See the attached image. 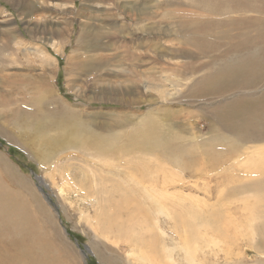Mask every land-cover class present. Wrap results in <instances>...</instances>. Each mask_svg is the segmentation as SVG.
<instances>
[{
	"label": "rangeland",
	"instance_id": "1",
	"mask_svg": "<svg viewBox=\"0 0 264 264\" xmlns=\"http://www.w3.org/2000/svg\"><path fill=\"white\" fill-rule=\"evenodd\" d=\"M245 2H248L249 8L254 7L253 9L263 11L264 15V0L254 1L253 5L258 3L254 6L247 0ZM240 4V8L246 7V3ZM194 8H196L195 13ZM192 12L195 17L200 16V19L207 17L197 7L178 5L175 0L164 2L163 0H0V178L2 177L1 180L10 185L13 182L20 183L32 197L34 205L42 210L47 218V222L43 223L48 224L47 227L52 228L53 231L51 241L54 252L57 257L64 255L63 264H104L99 253L112 256V259L117 260L113 262L117 264H139V262L135 263L134 256L126 254L129 253L132 244L130 242L133 240L131 232L128 235L130 242L118 243L114 242L112 236L105 238L95 232L92 223H95L98 213L103 215L107 213L105 206L109 195L97 191L91 180V171L87 176L90 169L81 159H70L65 152H74L79 157L83 153L69 149L57 156L53 154L49 157L53 165L46 172L32 154V144L35 143L24 146L26 141L29 142L27 134L32 132L26 134L23 131L24 133L19 134L18 122L21 121L25 129L26 125L32 122V115L25 114V122L21 117L13 119L11 116L18 111L19 115L24 111L32 112L37 104L36 99L39 97L41 102V92L46 88L48 91L54 89L59 99L69 104L70 110H76L75 113L80 121H72L69 124L81 122L84 125H82L84 133L89 132L91 135L97 133L99 143L112 142L117 149L133 150V153L119 158L124 161L104 165V169L108 172L110 171L107 168H112L109 174L114 179L105 183L108 188L114 183H119L123 189L130 190L127 179L116 175L117 170H125L126 159L138 164L151 162L152 165L153 157L141 153L139 150L141 147L137 145L140 143L151 145L167 143L166 146L170 148L168 151L174 149L177 154L182 155L177 158L181 160L180 166L184 167L190 166L191 163L186 164L185 160L191 153L213 151V154L222 155L234 147L240 152V156H243L242 153L249 156L260 150L259 146L264 147L263 142L252 141L251 137L244 133L241 135L239 129L237 131L227 127L230 124L228 118L221 117L216 121L209 115L199 117L198 114L204 113L202 107L207 103L223 100L228 102L234 92L226 94L227 100L224 99L225 97L223 99L194 97L185 87L176 90L173 99L168 101L160 100L157 91L143 85L152 81L155 83L163 81L161 67L167 65L155 62H160V57L171 51V48H163V45L173 47L177 40H181L177 37V30L185 31L184 26L194 20ZM238 13L233 15V21L239 17V20L243 18L244 13ZM244 20H247V17ZM152 42L162 46L152 52L148 47ZM206 46H199L195 42L180 45L176 43L175 48L178 52L176 51L175 55L178 57L172 58L171 62L186 60L192 64H208L214 59L218 61L223 48H218L220 51H212V47L209 49ZM200 50L202 52H199ZM182 73L183 71L177 72L178 75ZM168 83L164 82L166 85ZM254 91L255 94H261L264 91V82L249 95L251 96ZM41 103L39 105L44 111L54 112L53 110L56 109L55 102L49 103L47 100ZM147 112H149L146 115L148 118H143L142 113L145 116L144 113ZM203 134L211 136V139L219 145L210 146L202 141L195 144L194 137L200 135L204 137ZM119 141L121 144L118 143ZM186 143H190L191 148H188ZM95 156L97 157L93 158L96 160L101 157L96 153ZM232 165V161L221 162L217 165L219 169L216 167L215 172L212 171V177L207 178L208 181L210 180L208 183L184 171V187L172 190L198 199L201 204L199 203L197 209L190 207L191 213L196 210L206 216L211 211L217 214L221 223L223 219L228 221L225 217L230 214L229 217L231 219L234 217L233 221L238 223V230L241 233L244 234V231L251 229L257 240H255L257 245L253 242L255 247L249 241L250 238H242V240L233 238L229 244L219 239L215 242L216 246L211 243L207 246L204 244L199 253L204 252L206 257L201 264H264V245L259 243L261 233L256 229V215H252L254 211L242 208L243 200L247 199L249 194H236L232 190L233 187L231 192L229 191L231 186L239 183L236 179L241 174L239 166ZM65 174L73 178L70 183L64 182ZM224 175L230 176L228 181L223 180ZM236 175L237 177H234ZM39 178L43 180L42 185ZM37 185L42 187V193ZM60 186H63L62 191L59 190ZM195 187H198L197 192L194 191ZM44 192L50 201L45 198ZM219 192L222 194H218ZM235 194L239 199L236 196L231 197ZM132 196L139 199L136 194ZM256 196L258 195L254 197ZM247 200L252 201L251 198ZM186 203L192 202L186 201ZM141 205L143 206V200ZM250 205L252 206L253 203L247 204L246 207L249 208ZM134 206L137 204L132 201L128 208L132 216L137 219L139 209L138 206L135 208ZM123 211L122 213H129L127 210ZM250 217L253 221H250ZM122 218L124 219V216ZM155 218H158L157 223L164 233L162 234L157 226L153 227L152 223L156 221L152 218L147 221L150 222L149 228H154L152 234L161 244L174 247L175 236L171 237L170 229L172 223L160 213ZM198 218L199 216L197 221ZM161 223L165 226L160 225ZM39 225L40 230L47 233V227ZM241 226L245 227L241 228ZM203 236L206 239L202 238V240L208 241V236ZM174 252L173 255L176 257L178 252L176 250Z\"/></svg>",
	"mask_w": 264,
	"mask_h": 264
},
{
	"label": "bare ground",
	"instance_id": "2",
	"mask_svg": "<svg viewBox=\"0 0 264 264\" xmlns=\"http://www.w3.org/2000/svg\"><path fill=\"white\" fill-rule=\"evenodd\" d=\"M164 1L168 0H163V2ZM175 1L178 5L188 6L190 8L197 7L207 16L202 17L203 19H200V16L195 17L194 13L196 12V8H194V13L192 12L194 20L184 26L185 31L180 32L177 30V37L181 40H177L176 43L180 45L182 43L188 44L195 42L199 46L202 45V47L206 45L209 49L212 47V51H220L218 48L222 47L221 56L218 58V61L213 58L214 60L208 64H192L190 61L186 62V60H184L185 62L178 60L172 63L171 59H176L178 57L175 55L176 51L178 52L175 48L176 43L173 47L171 45H163V48H171V51L160 57V62H155L156 64L165 63V65H167V67H161V69H163L161 72L163 81L159 83L152 81V83H143V85L151 90L157 91L160 100L168 101L173 99L177 93L176 90L185 87L188 88V93L194 97H220L219 99H223L226 94L234 92L235 94L231 95L229 98L230 102H224L223 100L222 102L215 101L213 103L212 101L211 103H207L202 107L204 108V113L201 112L202 114H198L199 117L202 115H209L216 121H219L221 117H224V119L228 118L230 124L227 127L236 130L239 129L241 135L244 133L245 135H249L252 141H260L264 144V91L261 94H255V90L251 96L249 95L253 89H256L258 85L264 82L263 11L257 8L253 9L254 7H251L252 9L249 8L250 6H247L248 2H245V0H181L183 1L182 3L179 2L180 0ZM247 1H249L250 5H253L252 3L254 1L258 2L259 0ZM240 3H246V7L240 8ZM256 4L258 5V3ZM262 6L263 4L261 7ZM236 13H244L245 15L243 14L242 19L239 20L240 17H236L237 21H233V15H236ZM246 17L248 21L244 20ZM160 46L162 45L157 42L148 44L152 52L155 48L159 47L160 49ZM165 50L167 51V49ZM199 52H202V50ZM169 54H171V56L168 57L167 55ZM179 71H183V73L178 75L177 72L179 73ZM164 82H169L167 84L168 86L164 84ZM200 85L202 88H200ZM144 86H142V88ZM40 97L41 102L47 100L49 103L55 102L56 109L53 110L54 112L42 110V106L40 107L42 103L39 102L40 98L38 97L36 99V107L32 112L24 111L23 114L19 115L18 111L14 113L17 117L14 114L11 116L13 119L21 117L22 121L25 122V114L32 115L33 120L29 125H26L25 129V125L23 126L21 121L18 122L19 134L23 131H25V133L32 132L30 134L26 133L29 142L26 141V144L24 145L23 143V145L27 147L30 143H35V145L32 144V154L36 157L34 159L38 161L46 172H48L51 169V165H53L52 159L49 158L53 154L57 156L63 151L75 149L83 153V156L84 154L86 155L84 156L85 158H83L82 155L80 158L78 154H74V152H65L68 154H66V156L70 159H81L90 169L87 176L90 175L91 171V180L94 182L97 191L109 195V199L106 201L107 205L105 206L107 213L104 215L103 213H98L94 221L95 223H92L94 226H92L97 234L105 238H109V236L114 237L113 240L115 243L129 241L128 239L130 236L128 235H130L131 232L133 240L132 242L129 241L132 244L129 247V253L126 254L133 255L135 263L138 261L139 264H201L203 258L206 257V255L204 256V252L203 254L199 253L202 251L201 248L204 247V244L207 246L208 243L216 246L215 242L219 239L229 244L233 238H239L241 240L242 238H250L249 241L252 242V246L255 245H253V242L257 240L254 238L255 235H253L252 230H246L244 234L241 233L238 230V223L233 221L235 220L234 217L232 219L229 217L230 214L225 217L228 221L222 218L223 221L221 223V219H219L217 214L211 213V211L206 216L202 215L203 213L200 214L196 212V210L191 213L190 207H195L197 209V207L200 206L201 203L198 199H195L192 195L184 196V193L172 190L184 187V171L189 172L192 177L200 178L208 183L210 180L208 181L207 178L212 177V171L215 172V169H219L217 165H220L221 162L225 163L228 161H232L233 165L237 167L239 166L238 168L241 173L239 177H237V175L234 176L237 177L236 181L239 183L235 184V186H231L229 191L233 187L232 190L236 194H249L247 199L251 198L252 201L250 200L251 202H249L247 199L243 200L244 204L242 208L244 210L250 209L254 211L252 215H256L255 219L257 218L255 221L256 229L261 233L259 243L264 245L263 145L259 146L261 147L260 150L253 152L249 156L242 152L243 156H240V152L234 147H231L228 153L226 152L222 155L213 154V151L212 153L208 151L205 153H191L185 160L186 164H191L190 166L184 167L180 166L179 162L181 160L177 158L179 156L182 157V155L177 154L174 149H171L173 152L168 151L170 148L166 146L167 143L157 145L140 143L137 145L141 147L139 149L141 153L145 154L147 157H153L154 161L152 165L151 162L138 164V162L134 163L132 160V162H130L129 159H126L125 170H117L116 175L127 179L129 182L128 188L130 190L123 189V186L119 183H114V185L112 184V186L108 188L105 186V183L114 179H112L109 174L112 168H107L110 171L108 172L104 169V165L107 163L108 165H113L114 163L120 162L123 160L119 159L121 156L129 155L133 153V150L128 149L124 151V149H117L112 142L99 143V141H97V133L92 135L89 132L84 133V128H82L84 125L81 122L69 124L72 121H80V118L75 113L76 110H73V112L68 108L69 104L59 99L54 89L48 91L46 88L41 92ZM224 99H226V97ZM157 108L154 109L157 110ZM148 113L149 112L144 113L145 116H143L142 113V117L148 118V116H146ZM225 121L227 122V120ZM203 135L204 137H200L201 135L199 137H194L196 141L195 144H199L198 141H202L210 146L219 145L218 142L211 139V136ZM120 142L121 141L118 143L121 144ZM186 144L188 148H191L190 143ZM179 147V149L182 150L181 146ZM188 148H186V151H188ZM95 153L101 156L98 160L93 158L97 157ZM241 167L243 169H241ZM173 168L176 170H173ZM204 175L207 177L205 178ZM229 177L230 176L224 175L223 180L228 181ZM71 178L72 177L68 174H65L64 182L70 183ZM1 179L2 177L0 178V264H63L65 260V258L63 260L64 255L62 254L61 257H57L54 252V246L51 241L53 240V231L52 228L47 227L48 224L46 225L43 223L47 222V218L42 213V210L34 205L32 197L20 183L13 182L10 185L6 182L4 183ZM39 179L41 180L40 185H42L43 180L42 178ZM38 187L37 188L41 192L43 190L42 187ZM59 188V190L62 191L63 186ZM88 189L86 188L87 191ZM195 189L194 191L197 192L198 187H195ZM132 194H136V197H139V199L133 198ZM218 194L221 195L222 192ZM236 194L233 196L231 195V197H235ZM43 195H46L45 198H48L45 192ZM255 195L258 196L254 197ZM140 198L143 200V206L141 205L142 200ZM48 201H50V199ZM132 201L138 206H134V208L137 207L139 210H142H137V213H139L137 219L132 216L128 208ZM186 201L192 203L188 204ZM249 203H253V205L247 208L246 205ZM123 210H127L129 213H122L124 212ZM251 211H249V213ZM159 213L163 214L168 222L170 221L172 223L170 229L171 237H173V235L175 236L174 247L170 248L165 243L161 244L158 238L152 234L154 228H149L150 222L147 221L154 218L156 223H152L154 224L153 227L157 226V229L161 230L162 234L164 233V230L160 229L157 223L158 218H155ZM123 216L124 219L122 218ZM198 216L199 218L197 221ZM249 216L250 215H248V217ZM217 219H219V221ZM250 219V221H253V218L250 217ZM193 222L194 225L192 226ZM259 222L261 223L257 226ZM39 224L47 227V233L40 230ZM162 224L164 223L160 225ZM244 227L241 226V228ZM203 235L208 236V241L204 242V240H202V238L206 239ZM171 237L169 239H171ZM161 239L163 240L162 237ZM249 241L247 240V242ZM175 250L178 252L176 257L173 255ZM99 255L104 264H117L113 262V260L116 259H112V256L109 257V255L102 253H99ZM166 260L168 263H166Z\"/></svg>",
	"mask_w": 264,
	"mask_h": 264
},
{
	"label": "water",
	"instance_id": "3",
	"mask_svg": "<svg viewBox=\"0 0 264 264\" xmlns=\"http://www.w3.org/2000/svg\"><path fill=\"white\" fill-rule=\"evenodd\" d=\"M39 185H37V187H38ZM39 188V187H38Z\"/></svg>",
	"mask_w": 264,
	"mask_h": 264
}]
</instances>
